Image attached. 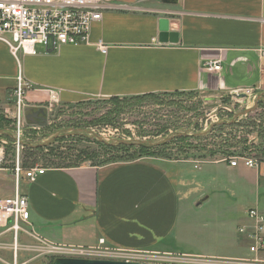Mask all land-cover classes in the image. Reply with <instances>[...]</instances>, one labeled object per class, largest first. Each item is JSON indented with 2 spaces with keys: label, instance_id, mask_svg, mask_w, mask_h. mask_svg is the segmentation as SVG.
Returning a JSON list of instances; mask_svg holds the SVG:
<instances>
[{
  "label": "crops",
  "instance_id": "1",
  "mask_svg": "<svg viewBox=\"0 0 264 264\" xmlns=\"http://www.w3.org/2000/svg\"><path fill=\"white\" fill-rule=\"evenodd\" d=\"M114 6L92 26L88 44L50 53L40 46L36 55L20 54L22 74L34 86L26 93L27 107L53 113L48 109L53 92L58 99L54 109L150 94L200 93L216 100L255 88L264 95V0H178L171 5L115 0ZM162 18L178 33L177 44L159 42ZM220 59V72L204 69ZM18 73V61L0 42V106L8 107L15 96ZM174 162L144 157L102 167L50 166L34 182L24 179L23 191L13 167H3L0 200L18 190L28 198L31 215L18 237L17 255L14 233L0 219V264H13L14 259L32 264L28 256L37 243L105 246L132 254L171 252L165 243L176 233L180 202L187 196L177 164L188 161ZM204 166L240 167L222 161ZM255 172L258 190L262 179ZM248 224L246 218L239 227ZM238 247V239L227 242L226 257H237Z\"/></svg>",
  "mask_w": 264,
  "mask_h": 264
},
{
  "label": "rangeland",
  "instance_id": "2",
  "mask_svg": "<svg viewBox=\"0 0 264 264\" xmlns=\"http://www.w3.org/2000/svg\"><path fill=\"white\" fill-rule=\"evenodd\" d=\"M40 50L38 46L37 51ZM12 94L8 107L0 106V129L14 133L17 128L16 98L14 93ZM245 109L247 107L244 104H240L232 97L215 100L200 93L157 95L155 98L142 101L131 100L122 108L115 107L110 100H89L74 107L59 106L53 109L54 112L48 114L47 126H39L25 119L23 139L26 143L40 144L60 132L88 129L108 142L118 139L158 141L176 132L200 133L208 130L212 123L222 121L229 123L236 113ZM238 122L240 124L237 127L214 131L208 141L200 143L190 140V143H200L206 147L213 143L219 147L229 141V144L235 146L230 151L242 153L245 143L247 145V142L251 141L253 148L244 155L264 159L260 150L256 148L258 141L255 140L258 132L264 129V105L261 107L259 105L254 113L241 118ZM71 137H64L48 148L35 152H29L28 147H23L19 153L21 164L27 169L62 167L71 159L82 160L81 166L103 165L105 161L126 160L129 153L134 155L138 151L107 150L100 147L91 137ZM0 141L8 143L5 146L6 160L3 167H14L18 157L16 147L5 136H0ZM208 148L214 149L212 146ZM182 150L184 149L180 142L171 145L167 151L164 149L162 152H156V158L174 164H176L174 161H188V164H177L181 170V179L187 185L182 188L187 196L186 200L180 202L176 233L170 239V243H165L171 252L132 254L105 246L90 249L71 248L72 250L66 249L71 252H59L48 244L37 243L36 249H32L33 252L31 251L28 256L34 259L32 264H52L58 257L150 264H242L243 261L254 260L256 257L249 253L246 241L238 234L237 229L245 224L250 209L257 208L264 213V178L261 177V187L257 190L255 170L246 168L242 163L235 171L218 166H204L207 163L219 162L223 157H218L214 161H201L192 157L187 158L182 154ZM85 152L91 153L90 156L94 157L95 161L90 162ZM24 185L22 180V191ZM207 197L209 199L202 202ZM199 202L202 203L197 206ZM22 226L25 228L24 224ZM22 234L21 232L20 235ZM20 238L22 243V236ZM237 239L240 244L237 248L238 256L226 257L227 250L224 245ZM260 257L264 260V255ZM21 261L22 259L19 263Z\"/></svg>",
  "mask_w": 264,
  "mask_h": 264
},
{
  "label": "built area",
  "instance_id": "3",
  "mask_svg": "<svg viewBox=\"0 0 264 264\" xmlns=\"http://www.w3.org/2000/svg\"><path fill=\"white\" fill-rule=\"evenodd\" d=\"M115 0H0V42L5 44L19 64L16 79L15 98L17 128L15 134L18 139L23 138L25 126V96L33 89V84L22 74L20 54L36 55L37 46H41L47 53L55 52L68 45L88 44L92 26L103 20L104 13L114 9ZM222 60L210 61L204 69L208 72H220ZM245 95V99L237 96ZM255 88H243L233 92L230 96L246 107L253 105L258 97ZM58 103L57 94L52 93L49 110H53ZM20 141H13L18 151L17 162L13 167L16 184L22 180L34 182L37 177L46 172L45 168L34 167L25 169L20 162ZM7 141H0V169L5 163V146ZM223 163L231 167H238L241 163L248 169L258 172L264 178V159L249 155L223 158ZM198 168V165L196 166ZM28 198L17 190L15 195L0 200V219L3 225L14 233V253L19 249L18 237L24 231L22 224L30 221ZM248 225L238 228V234L246 241L247 249L254 260L242 264H264L260 256L264 255V213L257 208L247 212ZM101 243H104L102 240ZM46 246V245H45ZM56 251L72 250L67 247L52 246ZM78 252V251H77ZM84 252V251H82ZM81 252V253H82ZM13 264H18L14 259ZM236 264V263H234Z\"/></svg>",
  "mask_w": 264,
  "mask_h": 264
},
{
  "label": "water",
  "instance_id": "4",
  "mask_svg": "<svg viewBox=\"0 0 264 264\" xmlns=\"http://www.w3.org/2000/svg\"><path fill=\"white\" fill-rule=\"evenodd\" d=\"M164 4H176L178 3V0H162ZM159 42L161 44H177L179 42V35L175 31L170 30V23L167 18H162L160 20V35H159ZM238 99L242 100L245 99V95H239L237 96ZM261 102H264V95L258 96L253 105L250 107H247L242 112L236 113L234 115V118L229 122L230 124H233L237 121H239L241 118L246 117L252 113H254ZM75 105H71L70 107H74ZM25 118L28 122H31L33 124H37L39 126H47L48 125V111L45 107L41 108H33V107H26L25 109ZM228 123V124H229ZM225 124L222 122H216L212 123L208 130L204 132H176L174 134L169 135L168 137H165L163 139H159L158 141H146V140H113L112 142H108L103 137L99 136L97 133L88 130V129H73L70 132H60L55 134L52 138L46 140L43 143L40 144H33V143H26L24 142V139H18L17 135L11 131L7 130H1L0 129V136H6L14 141H20V145L23 147H28L34 150L46 148L54 144L58 139L64 138V137H71V136H83V137H91L95 139L96 141L103 143L105 145H111V146H132V147H147V148H156L163 145H166L168 143H171L172 141L183 138V137H206L210 135L212 130L219 125ZM200 203H198L199 205ZM53 264H150V263H139V262H132V261H121V260H105V259H85V258H64V257H58L55 258L53 261Z\"/></svg>",
  "mask_w": 264,
  "mask_h": 264
},
{
  "label": "trees",
  "instance_id": "5",
  "mask_svg": "<svg viewBox=\"0 0 264 264\" xmlns=\"http://www.w3.org/2000/svg\"><path fill=\"white\" fill-rule=\"evenodd\" d=\"M173 94H183V93H173ZM164 95H167V94H164ZM157 95L155 94H150V95H143V96H137V97H113L111 99H109L115 107H118V108H122V106H125L127 105L129 102H131V100H134V101H142V100H145V99H148V98H155ZM264 105V102H261L260 103V107ZM117 112V111H115ZM225 124L223 125H219V126H216L212 132L210 133V135L206 136V137H183V138H179V139H176L174 141H172L171 143H168L166 145H163V146H160V147H156V148H147V147H130V146H124V145H120V146H111V145H105L103 143H100L98 141H96V143L104 148V149H107V150H124L126 152H131V150H138L136 154L134 155H131V153H129L127 155V158L126 160H121V161H105L106 163L103 164V165H92V166H95V167H102V166H105V165H108V164H113V163H120V162H130V161H135V160H138V159H141V158H144V157H157L156 156V152H162V150L166 149V151L168 150V148L175 144V143H180L182 142V148L184 150H182V154H184L187 158L189 157H192V158H195V159H199L201 161H214L216 158L218 157H223V158H228L230 156H243L245 154V152H247L249 149L253 148L252 147V143L251 141L248 143L247 142V145L245 143V146L243 148V151L244 152H239V153H235L233 151H230V149L234 148L235 146L234 145H231L229 144V141H226L224 144L220 145L218 147V145H215L213 143H211L210 145H207L206 146H202L200 145V143L202 141H208L210 139V136L214 133V131L216 130H219L221 128H234V127H237L239 126L240 122H235L233 124H228L227 122L223 121ZM264 128V126H263ZM1 130H4V129H1ZM6 137V136H5ZM78 138H84L83 136H76ZM10 142L11 144H13V140H11L9 137H6ZM72 138V137H70ZM63 138H60L58 139L57 141H60L62 140ZM190 140H195V141H198L200 143H197V144H192L190 143ZM255 140L258 141V145L256 146V148H258L260 150V152L262 153V155L264 156V129L262 131H259ZM56 141V142H57ZM209 146H212L214 147V149H209L208 147ZM48 148V147H47ZM29 150V152H35L36 150L34 149H31V148H27ZM42 149V148H41ZM37 150H40V149H37ZM85 154L87 156H89L88 160L91 162V161H95L93 160L94 157H91L90 154L91 153H88V152H85ZM163 156H166L167 155H163ZM82 160L80 161H72L71 159H68L67 161V164L64 165V166H60L61 168H72V167H80L81 166V163ZM83 166V165H82ZM23 167L25 169H27V167H25V165L23 164ZM34 168V167H32ZM53 264V263H52Z\"/></svg>",
  "mask_w": 264,
  "mask_h": 264
}]
</instances>
